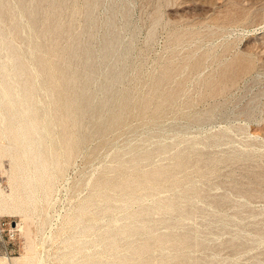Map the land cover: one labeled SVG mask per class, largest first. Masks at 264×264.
I'll return each mask as SVG.
<instances>
[{"label":"rangeland","instance_id":"374dc122","mask_svg":"<svg viewBox=\"0 0 264 264\" xmlns=\"http://www.w3.org/2000/svg\"><path fill=\"white\" fill-rule=\"evenodd\" d=\"M53 1L60 6L56 19ZM30 2L39 8V28L30 38L12 29L10 14L0 24L28 61L44 58L53 73L45 89L54 99L67 94L69 79L60 69L86 73L85 96H101L108 74L122 72L114 104L120 109L123 95L128 103L122 123L69 150L61 134L75 129L58 103L66 123L53 135L65 162L28 210L26 200H8L22 193L15 162L2 149L13 141L0 137V264H81L84 251H99L106 244L101 239L83 245V253L65 240L82 225L75 221L82 202L105 194L121 198V191L99 192L92 183L116 154L121 172L130 170L135 150V159L151 154L142 160L144 172L165 168L180 188L139 193L145 202L131 210L159 207L158 213L124 219L129 211L116 212L129 224L125 229L143 227L118 242L123 252L138 264H264V0ZM55 26L60 32L53 38ZM72 41L78 52L92 50L88 64H97V72L79 60L64 66ZM109 45L116 57L109 56ZM40 98L38 92L36 104L44 109ZM121 172L115 175L120 181L128 174ZM167 203L172 211L162 207Z\"/></svg>","mask_w":264,"mask_h":264},{"label":"bare ground","instance_id":"6f19581e","mask_svg":"<svg viewBox=\"0 0 264 264\" xmlns=\"http://www.w3.org/2000/svg\"><path fill=\"white\" fill-rule=\"evenodd\" d=\"M0 3V18L4 14L12 15L14 18L12 29L19 35L30 38L38 30L39 8L37 3L30 2L31 6H28L26 0H15L11 3L0 0ZM51 8L54 19H56L60 6L53 1ZM59 32L60 27L58 26L49 30L53 38L58 37ZM31 45L28 44V52L31 50ZM74 46L75 41H72L70 49L63 52L64 66L79 60L87 66L89 71L97 72L99 68L97 64H88L93 57L92 50L87 48L78 52L74 50ZM108 48L111 50L109 56L116 57L118 50L113 45H109ZM33 61H28L20 48L15 46L7 36L6 28L0 24V137L5 136L13 141L3 146L2 149L4 153L8 152L15 162L14 171L18 174V183L22 193L18 196L17 193L12 192L8 200L12 201V204L16 202L22 204L26 200V210L37 202L41 190L47 193L48 184L59 175L65 162L62 159L66 155L58 152L62 145L55 140L53 135V130L57 125L65 128L66 121L59 116V107L64 106L66 119L73 123L75 129L74 132L66 131L61 134L65 136V149L69 150L73 144L82 145L92 138L100 137L109 128L122 123L124 115L122 111H125L128 103L127 95H123L120 109L114 104V84L121 80L122 72L108 74L101 85V96L94 94L85 96L88 88V85L83 82L87 77L86 73L63 74V69H60L62 79L64 81H67L66 78L69 79L67 94L61 101H56L52 91L49 88L45 89L46 80L50 81L53 77L51 68L46 65L41 56H35ZM38 92L42 93L40 99H43L44 109H40L36 104ZM58 103L61 105L59 106ZM40 112L42 116H39ZM166 146L163 144L159 150H165ZM137 152L135 150L131 155L130 170H126L123 166L121 172L122 156L116 154L114 163L102 167L92 183V187L99 192L121 191V198L116 199L105 194L89 200L88 204H91V207H88L86 202L80 204L75 221L82 225H79L80 227L78 226L79 228L65 242L71 246H78L76 251L80 253H83V245H92L96 239L106 242L99 251H93V249L84 251L87 255L80 258L83 262L81 264H138L137 259L131 258L129 253L122 251V247L126 246L119 245L118 242L130 236L132 233L130 235L129 233L132 230L139 232L143 227L125 229L129 224L122 223L116 212L129 211L125 213L124 219H131L146 213H158L159 207L144 209L140 213L131 210L134 204L143 205L145 202V198L139 193L152 191L155 187L163 190L180 188L177 181H171L166 177L165 168L144 172L142 160H150L151 154L143 159H135ZM120 172L128 173L121 181L115 178V175ZM162 207L167 211L173 210L170 203ZM100 215L105 218H99ZM97 227L104 232L102 236L94 231ZM108 249L109 254L105 255L103 251ZM158 250L162 252L164 249L160 247ZM77 252L73 254V257H77Z\"/></svg>","mask_w":264,"mask_h":264}]
</instances>
